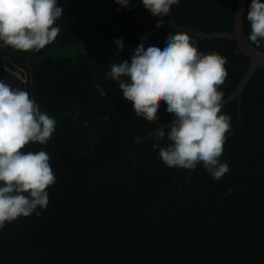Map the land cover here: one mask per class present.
<instances>
[{"label":"trees","instance_id":"1","mask_svg":"<svg viewBox=\"0 0 264 264\" xmlns=\"http://www.w3.org/2000/svg\"><path fill=\"white\" fill-rule=\"evenodd\" d=\"M59 6L53 43L27 52L0 47V79L28 91L57 122L46 145L23 149L50 155L56 182L46 189L48 206L0 229V264H264V67L252 75L241 105L235 99L221 108L231 117L221 157L229 172L214 180L202 164L168 167L153 150L169 143L154 138L172 123L165 102L160 119H148L107 73L113 63L131 61L142 37L163 44L171 28L146 36L164 22L157 24L161 14L141 0H130L131 10L115 0ZM236 9L237 0H173L163 14L187 28L233 32ZM120 38L125 48L118 54ZM190 38L198 51L226 58L223 102L251 58L228 38ZM252 44L264 51V43Z\"/></svg>","mask_w":264,"mask_h":264},{"label":"clouds","instance_id":"2","mask_svg":"<svg viewBox=\"0 0 264 264\" xmlns=\"http://www.w3.org/2000/svg\"><path fill=\"white\" fill-rule=\"evenodd\" d=\"M130 9V0H115ZM144 8L161 14L171 12L173 0H141ZM59 0H0V47L17 51H39L53 43L61 29L54 26L62 17ZM246 19L251 32L247 39L260 47L264 43V0H251ZM141 42L131 61L110 65L108 78L118 84L123 99L130 100L137 113L159 120L160 102L172 116L167 132L160 129L153 144L168 167L194 170L203 165L214 180L230 170L222 161L231 117L221 113L223 92L218 90L228 75L227 60L217 52L205 54L185 31L169 29L166 42ZM118 54L123 38L114 41ZM101 94L103 88L97 84ZM56 120L42 111L24 89L0 79V229L17 218L46 209L49 192L56 182L45 150L24 151L29 143L46 145L56 130Z\"/></svg>","mask_w":264,"mask_h":264},{"label":"water","instance_id":"3","mask_svg":"<svg viewBox=\"0 0 264 264\" xmlns=\"http://www.w3.org/2000/svg\"><path fill=\"white\" fill-rule=\"evenodd\" d=\"M247 12V0H237V9L235 15V30L233 32L230 31H221V32H206L201 30H195L191 28H187L181 25H177L172 21L168 20L167 17L163 15L164 23L151 31L146 33V36L151 34L152 32L159 30L161 28H171L178 31H185L190 35L201 37V38H228L233 40L240 49L246 53L251 58V64L244 75L240 85L236 89V91L231 94V96L222 102V108L228 104L229 102L239 99V105H241L242 93L244 92L249 80L252 75L258 68L264 67V51L256 48L248 39L244 32V22L243 17ZM30 71L32 72L31 65L29 64Z\"/></svg>","mask_w":264,"mask_h":264},{"label":"rangeland","instance_id":"4","mask_svg":"<svg viewBox=\"0 0 264 264\" xmlns=\"http://www.w3.org/2000/svg\"><path fill=\"white\" fill-rule=\"evenodd\" d=\"M17 78L21 79V75H18ZM17 78H16V79H17ZM23 81H26V79H24Z\"/></svg>","mask_w":264,"mask_h":264},{"label":"flooded vegetation","instance_id":"5","mask_svg":"<svg viewBox=\"0 0 264 264\" xmlns=\"http://www.w3.org/2000/svg\"><path fill=\"white\" fill-rule=\"evenodd\" d=\"M16 88H20V89H22V87H21V86H17V85H16Z\"/></svg>","mask_w":264,"mask_h":264}]
</instances>
